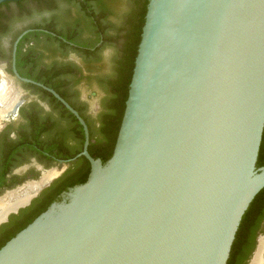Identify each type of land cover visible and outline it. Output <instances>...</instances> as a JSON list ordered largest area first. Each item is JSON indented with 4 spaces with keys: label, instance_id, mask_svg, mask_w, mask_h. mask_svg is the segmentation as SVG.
Returning <instances> with one entry per match:
<instances>
[{
    "label": "water",
    "instance_id": "water-1",
    "mask_svg": "<svg viewBox=\"0 0 264 264\" xmlns=\"http://www.w3.org/2000/svg\"><path fill=\"white\" fill-rule=\"evenodd\" d=\"M51 91L84 127L91 172L0 249V264L228 263L264 189V0H149L106 163Z\"/></svg>",
    "mask_w": 264,
    "mask_h": 264
},
{
    "label": "flooded vegetation",
    "instance_id": "flooded-vegetation-1",
    "mask_svg": "<svg viewBox=\"0 0 264 264\" xmlns=\"http://www.w3.org/2000/svg\"><path fill=\"white\" fill-rule=\"evenodd\" d=\"M112 1L104 2L107 12L98 0L0 3V204L26 196L0 219V239L10 223L29 221L48 200L61 201L86 174L87 158L78 156L84 127L51 90L85 120L90 144L106 143L101 130L115 103L125 42L123 12ZM239 248L233 264H264V211L248 223Z\"/></svg>",
    "mask_w": 264,
    "mask_h": 264
},
{
    "label": "trees",
    "instance_id": "trees-1",
    "mask_svg": "<svg viewBox=\"0 0 264 264\" xmlns=\"http://www.w3.org/2000/svg\"><path fill=\"white\" fill-rule=\"evenodd\" d=\"M102 5L104 12L109 11L108 6L104 4L105 0H98ZM149 0H113L112 5L116 9L123 12L122 24L125 30V42L121 49V56L119 55L116 62V81L113 83L114 90L116 91L115 103H113L112 112L105 113L104 117V127L101 130L102 137L105 136L106 143L98 146V144L91 143L89 146V151L94 158H100L104 163H106L113 154L116 140L118 137L119 129L121 126L122 118L125 111L126 100L129 94V85L133 76V71L135 67V61L138 54L139 45L142 39L143 27L146 20L147 8ZM84 9H88L85 3H83ZM69 37L72 38L71 35ZM101 137V138H102ZM71 154L73 157L77 154ZM264 166V135L261 144L258 167ZM86 174L81 178L75 180L73 185L85 183L90 175L91 167L90 162L86 159ZM71 186V187H72ZM46 204L37 210V214L31 218L29 221H13L10 223V230L4 233V237L0 239V249L12 239L18 232L26 228L31 222H33L38 215L43 213L50 206L52 202L48 200ZM55 201V200H54ZM264 211V189H262L254 198L246 213L243 216L241 224L239 226L230 258L227 264H233L234 258L239 252V244L242 241L243 235L246 233L248 223L250 221H255L256 217ZM261 217L259 218L261 220ZM259 220V221H260Z\"/></svg>",
    "mask_w": 264,
    "mask_h": 264
},
{
    "label": "bare ground",
    "instance_id": "bare-ground-1",
    "mask_svg": "<svg viewBox=\"0 0 264 264\" xmlns=\"http://www.w3.org/2000/svg\"><path fill=\"white\" fill-rule=\"evenodd\" d=\"M5 92V91H4ZM3 94V92H2ZM4 95V94H3ZM7 95V94H6ZM5 96V95H4ZM53 174H49L46 179H49ZM45 179V180H46ZM42 183H36L35 187H39ZM26 196L25 195H18V197L13 202H6L0 204L1 210H0V219L3 218V216L8 212V210L15 208L18 206V204L25 201ZM254 264H258V262H255Z\"/></svg>",
    "mask_w": 264,
    "mask_h": 264
}]
</instances>
